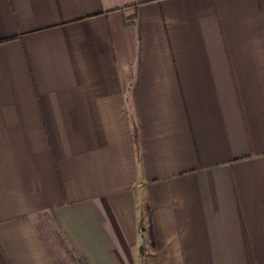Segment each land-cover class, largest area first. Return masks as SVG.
I'll use <instances>...</instances> for the list:
<instances>
[{"label":"crops","instance_id":"obj_1","mask_svg":"<svg viewBox=\"0 0 264 264\" xmlns=\"http://www.w3.org/2000/svg\"><path fill=\"white\" fill-rule=\"evenodd\" d=\"M264 264V0H0V264Z\"/></svg>","mask_w":264,"mask_h":264},{"label":"rangeland","instance_id":"obj_2","mask_svg":"<svg viewBox=\"0 0 264 264\" xmlns=\"http://www.w3.org/2000/svg\"><path fill=\"white\" fill-rule=\"evenodd\" d=\"M37 224L40 227V231L44 237L48 249L58 264H78V260L68 248L62 236L50 224L44 215H41L38 218Z\"/></svg>","mask_w":264,"mask_h":264}]
</instances>
